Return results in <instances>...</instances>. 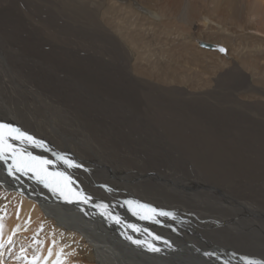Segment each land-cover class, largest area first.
I'll return each instance as SVG.
<instances>
[{
  "label": "bare ground",
  "instance_id": "6f19581e",
  "mask_svg": "<svg viewBox=\"0 0 264 264\" xmlns=\"http://www.w3.org/2000/svg\"><path fill=\"white\" fill-rule=\"evenodd\" d=\"M0 1H5L11 6V8H14H4V10L7 9L5 10L6 15H3V12L0 14V26L5 29L4 32L6 34V42L11 45L14 42L10 41L9 38L13 35V33L16 32V30H24L27 35L22 38L23 51L41 52L43 53V58H46L45 55L51 52L47 51L45 53L44 51H41L42 49L39 50L38 47H36L37 45H35V40L32 39L34 35L33 32L34 30H41L42 35L47 36V39H51L54 42L57 41L55 40L57 37L55 36L56 32L53 31L52 34L47 33L50 24L48 26L46 23L48 21L46 20H21V16H18V7H24L25 5L28 7L34 4L37 5L38 1H43L49 20H73L74 18L70 13L67 14L63 11L66 10L65 6H72L77 9L78 12L86 14L90 19L94 16V10L92 11L90 8L93 0ZM157 1L158 0H108L104 10L100 13L101 19L113 21V28L114 31H116L114 33L118 37L117 43L130 45V48L133 50L136 48L135 51L138 54L133 51L135 59L137 58L138 61H141L140 58L142 59L145 55L150 59L155 57V66H153L151 62L150 63L151 69L155 72L157 77H160L159 73L162 70H172L175 72L182 65L200 66L201 74H215L214 82L221 88L228 90L235 87L236 89H248V92H251L248 96H251L250 98L252 100H250L248 106H246V103L236 102L237 106L241 108V110H244V112L249 110L258 114H264V4L262 5V0H210L212 3L211 5L206 3L205 0H193V3L190 1V3L187 2V5L184 4V0L158 1L159 4L163 2V4H161L162 6L166 5L169 10L173 11V15L171 14L174 18L173 20H179L181 15L184 14L183 16L185 17L182 18L203 21L204 26L206 27V30L209 31L208 33H210V35H208V38L205 39L199 38L200 40L198 42L196 41L198 43V47L205 52L226 56L221 57V62L215 64H209L207 62V64H204L205 61L200 54V51L202 50L193 47L192 45L194 41L188 36L182 34L181 38L184 37L182 39L178 37L175 38L176 35L169 38L168 36H173V31H167V29H164L163 31L161 30L163 34H166L165 40L160 38L158 34L151 35L150 32L153 31L152 25L154 23L151 24L150 22H153L154 20H164L162 19L163 13L156 8ZM97 7H99V5ZM25 8L26 7H24V9ZM93 9H95V7ZM210 13H215L214 16L216 17L219 16L220 21H216V25L210 24L212 20H215L210 17ZM245 15H247L248 18L249 16H256L255 19L253 18L256 22H253L252 24H243V17H245ZM135 20H148L150 22L144 23L141 21V23H137ZM249 22L252 21L250 20ZM233 24L243 31L246 29H252L260 34L257 33L259 36L255 35L252 36L253 38L251 37L253 40L255 37L256 41H248V38L243 34L237 36L235 31L230 30L231 28H229V26ZM138 25L144 29L143 33L133 30V26ZM215 33L218 35V39L217 37L214 39ZM15 36L17 37V34H15ZM169 41L172 45L169 49V53H167L165 49L169 45ZM153 44L155 45L154 49L157 51L154 55L150 53L153 52V50L150 51ZM2 47H0V89L8 93V98L9 95L12 97L11 104L14 103L15 107L13 112L18 113V115H16L17 119H22V124L20 125H22L23 128L28 125L33 127L35 126L39 128V130L44 129L42 132L49 131V133L57 135V141H54L51 149L58 152L61 150V153L67 154L78 164L82 165L79 168L66 169L63 164H60L59 170H65L69 174H71L70 172L74 173V170H77L81 174H84V177L88 182H97V184H100L99 180L103 182L106 180L107 182L105 183H109L110 180H108V178L111 177L112 174H116V171L111 165H109L108 161L104 158L105 156L103 159L100 158L98 152L94 149V154L88 151L85 153V159H83V154L78 148L74 147V145H76V143H74L75 140H72V137L68 138L64 128L56 122V117L54 118L52 116L53 114L51 115V112L46 107V103L45 106L44 98L41 97L40 94H38L40 96L36 98L35 95H33L38 88V85L36 84L38 79L40 80L41 85H44L46 80L48 83L52 82L56 86L58 84L49 78L48 75L46 76L41 68H36V66H38V59L37 61L33 60V63H30L29 58V63H27V60L24 61V68L15 69L17 65L16 58L18 56V51L12 49L10 52H6L2 49ZM221 48H223L224 51H220ZM69 73L71 74V71ZM133 75L135 76L136 74ZM138 75L141 76L142 72L139 71ZM83 79L84 77L82 78V81ZM65 81H67V79ZM65 81L60 80V84L57 87H53L59 88V91L63 92L68 87ZM175 81L184 82L185 80L178 77ZM192 81L193 78L191 77L190 83ZM204 83L207 84L208 82L205 81ZM199 85L201 86L200 83L193 82L192 86L196 88ZM82 86L84 85H81V87ZM226 96L230 99L233 94L227 91ZM121 98L129 99L128 93L121 94ZM193 99L196 102L195 97H193ZM37 103H40V107L36 106L31 111L27 108ZM9 110L11 109H7V111L5 110L4 112L11 115L12 113ZM107 110L110 120L106 121H108L109 127L121 132L123 135H132L133 133L140 132V128L137 127L138 125L135 124L134 121L128 125L124 124L128 121L127 114L125 113L128 112V110L123 106L114 102L110 103ZM165 113L166 117L162 112H159L155 115L156 117L150 119L148 122L149 125L151 123V126H153L149 129V131H156V133L155 131L152 132L154 133L152 134L154 136L149 139L152 154L155 151L156 135L159 133V130L155 129L157 127L161 129L164 134L172 137L176 144L184 147L190 156L198 159L204 171L214 177L218 183H225V185L228 186V189L234 190V186H232V184L234 180L240 176L244 178L247 183L251 182L254 184L255 181H259L262 185L264 184V168L260 165L261 162L264 161L260 158L264 155L257 154L258 151L256 152L257 159L252 161L248 160V158L244 155L238 154L235 156L238 147L236 148L234 144L235 148L233 152L229 151V145H223L217 147V149L214 148L216 150L215 152L207 153L209 158L205 153L202 154L197 152L198 144L201 145L203 142L207 143L214 141V139H209V136L214 131L209 130V127H212V124H208V121L216 120L219 126L230 133L234 131L239 135L241 133L253 135L262 142L261 145H264V121L261 122L262 125L259 123L261 119L255 120V122L249 121L251 126H256L254 131H249L239 129L238 124L241 121L230 117L231 109L229 108L225 110V115L227 117L225 122L221 121V114H214L210 108H203L201 113L199 108L198 111L192 109L187 119L184 118L183 115L180 117L175 110H167ZM35 114H39L40 117L38 118ZM242 114L247 115L245 113ZM120 117L122 118L121 121L119 119ZM8 122L13 125L16 124L14 118L13 122L5 119V123ZM40 123H42V125ZM117 124H121V127ZM35 133L38 134V136H41V131H37ZM188 134H193L195 136L200 135L201 137L196 139L193 138L192 141L187 142L186 135ZM231 142L232 141H230V143ZM217 143L220 144L219 142ZM37 151L38 155H40L41 151L38 149ZM230 154H233L234 157ZM44 156H47L50 159H55L52 156L51 151ZM93 156L98 157V159L93 160ZM224 158L232 159L235 167L232 168L226 165L223 166L221 161ZM118 176L115 177L119 180ZM153 177V180L146 182L147 187L146 189L143 188L145 191H149L152 189L151 187H155L154 189L158 190L157 187L163 183L156 184L154 181L161 178L159 176ZM166 182L174 184L173 180H166ZM105 183L103 187L104 190L101 191L102 193L106 190L105 187L108 185ZM120 184L121 186L124 185V181ZM112 185L109 183L108 186L110 187ZM186 185L178 184V186H176L178 188L183 187L184 189H188L189 187ZM82 186L83 185L80 186L78 184L77 186L75 184L72 185L75 190H82L92 199L88 203H82L78 200H73L69 203L60 198L58 194H54L47 188H44L42 184L36 182L34 179H30L29 176L20 174L9 176L4 165L0 163V193L7 194L8 196L14 198V201L7 207L6 213H3L0 216V253L2 252L3 254V251L6 252L7 248H9V251H7L6 254L9 252L8 255H11L13 262L20 264H33L35 258V264H53V261L57 259L56 253L60 251L62 264H79L69 257V254L72 252L70 243L68 245H63L61 239L56 242L57 239L49 240L44 238L49 235V231L47 229H45V235H42V225L47 221L51 223V225L55 224L58 227L64 228V230H68L69 239L67 238V240L79 238L86 241L88 244L86 246V252L90 259L93 260V263L91 264H226V262L227 264H245L242 257H248L264 264V248L255 249L247 245H240L243 241L244 243H252L254 240L260 239L264 241L263 224H261L259 228L255 227L250 229L248 227L250 226L249 224H252L251 222L242 228L243 226L240 227V225L236 222L218 220L212 225V230L217 233L213 236L211 232L205 233L201 229H196V227H193L191 230H175L170 228L168 225H160L159 223H153L150 220H148V222H145L144 220L141 222L142 220L139 219V224L136 225L138 231H133L127 227L128 223H133L132 221H126L125 218H121L122 223L118 224L112 221L108 216L101 215V209L95 207L98 202L94 198V195L87 193ZM141 186H143V184H141ZM203 187L204 186L201 188ZM171 188L173 187L166 188L167 190L165 194L175 197L178 191L174 188V190L171 191ZM109 196L112 197V195ZM224 196L222 197L219 195L220 199L223 198V203L219 202L220 205L217 204L218 211L222 213L226 211L228 214H233L237 207H242L249 212V216L257 215L258 222H264V214L254 213L252 206L247 203H239V201L233 203L232 201L227 200L228 197ZM108 201L112 204L113 198L111 200L109 198ZM124 201L125 199H120L117 201V204L126 208ZM117 211L124 213V211L119 208H117ZM112 214L116 215V212L113 210ZM251 220L252 219L247 218L244 221L249 222ZM232 223H234L237 227L229 225ZM48 229L51 232L50 226ZM145 229H147V232L144 231ZM61 232L62 230H60V234H62ZM149 232L153 235L160 236L161 239H153L152 236L148 235ZM138 233H140V235ZM203 233H205L206 237L203 236ZM254 233L257 235H254ZM128 237H131L132 239H128ZM208 237H210V240ZM21 238H23V240ZM204 238H206L207 241H205ZM133 240L150 242L158 248L159 251H151L144 244L133 243ZM53 241H55V243H53ZM179 242H182L183 247L176 245ZM20 248L21 250H26L28 254H26V256L25 254H22L24 251L22 252ZM49 248L52 249L51 256H49ZM87 249H90V251ZM205 253H209V255H205ZM13 262L11 264H15Z\"/></svg>",
  "mask_w": 264,
  "mask_h": 264
},
{
  "label": "rangeland",
  "instance_id": "374dc122",
  "mask_svg": "<svg viewBox=\"0 0 264 264\" xmlns=\"http://www.w3.org/2000/svg\"><path fill=\"white\" fill-rule=\"evenodd\" d=\"M6 1L8 2L9 0ZM107 1L108 0L92 1L93 3L90 5V8L92 9V11L94 10L93 14L95 16V18L93 16L92 19H90L86 14L78 12L77 9L73 8L72 6H65L66 10L63 11L67 14L70 13L74 18H72L73 20H49L46 14V9L43 5V1H38L37 5L34 4L28 7L27 5L24 6L22 4L24 7H26L25 9L24 7H18V16H21V20H46L48 21L46 22L47 25L49 26L50 24L51 26L48 27L49 30L47 31V33L52 34L53 31L56 32V42L52 41L51 39H47V36L41 34V30H34L33 32L34 35L32 39L35 40V45H37L36 47H38L39 50L42 49L41 51H44L45 53L47 51L51 52L45 55L46 58H43V53L41 52L37 53V51H23L22 38L27 35L25 34L26 32L24 30H16V32L13 33L9 40L13 41L14 43L10 45L6 42V34L4 32L5 29L0 26V47L3 46L2 49L6 52H10L12 49L18 51V56L16 58L17 65L15 69L24 68V61L27 60V63H29V58L30 63H33V60L37 61L38 59V66H36V68H41L45 75H48L49 78H51L58 85L60 84V80L65 81L67 79L65 83L66 85H68V87L63 92L59 91V88L53 87H57L58 85L56 86L52 82L48 83L47 80L45 81L44 85H41V82L38 79V81L36 82L38 88L33 95H35V98L40 95L44 98V104H47V106L46 104L45 106L47 107V109H49L51 115L53 114L52 116L54 118L56 117V122L64 128L68 138L72 137V140L76 141H74V143H76L74 147L78 148L79 151L83 154V159H85L86 152L89 151L94 154L95 149L96 152H98L100 158L103 159V157L105 156L104 158L108 161L109 165H111L116 171V174H112V176L108 178V180H110L109 183L111 185L113 184L110 187L108 186L109 183H105L107 182L106 180L105 182L99 180L100 184H97V182H88L85 179L84 174H81L77 170H74V173L70 172L74 184L76 186L77 184L80 186L83 185L82 188L90 195H94V198L98 203L102 202L104 204H107L109 206L108 210L111 213L114 210L116 214H118L121 218H125L126 221L130 220L133 222L128 224L138 225L139 218L137 216H133L132 213L128 211L127 206L126 208L119 206L117 204V201L120 199L138 200L141 203L150 204L155 208L172 212L174 214V217H157L156 219L159 221L160 225H168L170 228L175 230H191L193 227H196V229H201L205 233L211 232V234L214 236V234L217 233L212 230V225L218 220L233 221L238 223L240 227L243 226L242 228H244L251 222L252 224H249L251 227H248L250 229H253L255 227L259 228L261 224L264 225V222H258L257 215L249 216V212L242 207L238 208L236 206L237 209L233 214H228L225 210L224 211L226 213H222L217 210V204H219V202L223 203V198L220 199L219 195L222 197L225 195L226 197H228V201H232L233 203H236L238 201L239 203H247L248 205L252 206V208L254 209V213L264 214V184L262 185V183H260L259 181H255L254 184H252L251 182L247 183L244 178L240 176V179V177L237 176L238 178H236L232 184V186H234V190L228 189V186H226L225 183H218V181H216L214 177L204 171L198 159L190 156L184 147L176 144L175 140L172 139V137L164 134L163 131L157 127L155 129L159 130V133H157L156 135L157 137L155 142V151L153 154L151 152L149 143L150 137L154 136L152 135L154 134L152 132L155 130H152V132L149 131V129H151L153 126H151V123L149 125L148 122L150 121V119L156 117L155 115L159 112H162L166 117L165 111L167 110H175L180 117L181 115H183V117L187 119L192 109L198 111L199 108V111L201 113V110L203 108H210L214 112V114H221V121L225 122L227 119L225 110L229 108L231 109L230 117L239 119L241 121L238 124L240 130L254 131L256 126H251L249 124V121L255 122V120L261 119V121H259V123H261L262 121H264V114H258L249 110L244 112V110H241V108H239L236 104V102H241L246 103V106H248L250 100H252L250 98L251 96H248L251 94V92H248V89H236L235 87L228 90L225 88H221L214 82L215 74H201L200 66L197 67L195 65H182L175 72L172 70H162L159 73L160 77H157L155 72L151 69V63L153 66H155V57L153 59H150L145 55L142 59L140 58L141 61H138L137 58L135 59L133 51L136 52V48L133 50L130 48V45L117 43L118 37L114 33L116 31H114L113 28V21L101 19L100 13L102 10H104ZM158 1L156 4V8L163 13L162 19L164 20H154L153 22H150L148 20L135 21H137V23H141V21H143L144 23H154L153 25L155 26L152 25L153 31L150 32L151 35L158 34L159 37L163 40L166 39V34H163L161 30L163 31L164 29H167V31H173V36H168L169 38L174 37L175 35V38H181L182 34L188 36L194 41L192 46L197 49H201L200 47H198L197 42L200 39L208 38V35H210V33H208L209 31L206 30L203 21L197 19L190 20L182 18L185 17L183 16L184 14L181 15L179 20H173V11L169 10L166 5L162 6L161 4H163V2L159 4ZM190 1L192 3L194 2L193 0H184V4L187 5V2L190 3ZM205 2L209 3V5L212 4L210 0L209 2L208 0H205ZM261 3L263 5L264 1L262 0ZM96 5H99V7H97ZM92 6H94L95 9H93L94 7ZM9 7L11 8V6L8 5L5 1H0V14L3 12V15H6L5 10L7 9L4 10V8ZM214 14L215 13H210V17L215 19L212 20L210 24L216 25V21H220V18L219 16H214ZM253 18L255 19L256 16H249L248 18V16L245 15V17H243V24H252L253 22H256ZM249 19L252 22H249ZM133 27V30H135L136 32H144V29L139 25ZM229 28H231L230 30L235 31L237 36L243 34L248 38V41H256L255 37L254 40L252 39V36L257 35L258 32L252 29H246L243 31L234 24L230 25ZM15 34H17V37L15 36ZM214 36V39H216V37L218 39V35L216 33L214 34ZM171 45L172 43L169 41V45L165 49L167 53H169ZM154 47L155 45L153 44L151 46L152 49L150 50H153V52H150L153 55L157 52ZM200 52L203 60L205 61L204 64L220 63L221 57H226L225 55H216L214 53L205 52L203 50ZM136 54L138 53L136 52ZM68 71H71V74ZM139 71L142 72L141 76L138 75ZM133 74L136 75L134 76ZM83 77L84 79L82 81ZM178 77L183 78L185 81H175V79ZM191 77L193 78V81L190 83ZM205 81H207L208 83L205 84ZM193 82H198L201 84V86L199 85L198 87L194 88L192 86ZM81 85L84 86L81 87ZM227 91L233 94L230 99H228L226 96ZM124 93H128L129 99L121 98V94ZM193 97H195L196 102L194 101ZM11 101L12 97L9 95L8 98V93L0 89V121L5 122V119H7L8 121L13 122L14 118L16 121L15 126L20 127L22 130L27 131L38 139H42L45 144L51 149L54 141H57V135H53L49 133V131L42 132L44 129L39 130V128L35 126L33 127L31 125L23 128L22 125H20L22 124V119L16 118V115H18V113L13 112L15 110V107L14 103L11 104ZM114 102L118 103L128 110V112H125L127 114L128 121L123 123L125 125H128L129 123H133L134 121V123L138 125L137 127L140 128V132L133 133L132 135H123L121 132L113 129L112 127H109L108 121H106L110 120L108 117L107 109L110 106V103ZM36 106L40 107V103L31 105L27 108L31 111ZM7 109H11L9 111L12 113V116L4 112L5 110L7 111ZM242 113H245L247 115H244ZM35 115L38 118L40 117L39 114ZM119 119L121 121L122 118L120 117ZM40 124L42 125V123ZM208 124H212V127H209V130L214 131L209 136V139H214V141L207 143L202 141L203 143L201 145L198 144L197 152H200L202 154L205 153L209 158L207 153L215 152V149H217V147L229 145V151L232 152L234 151L235 146L236 148L238 147L235 156H237L238 154L244 155L250 161L257 159V151V154L264 155V145H261L262 142L257 137L246 133H241L239 135L234 131L230 133L219 126L216 120L208 121ZM117 125L121 127V124ZM37 131H41V136H38V134L35 133ZM186 137L188 139H186V141L190 142L193 138L196 139L200 138L201 136L188 134L186 135ZM230 141H232V144L230 143ZM217 142H219L220 144H218ZM37 149L41 151L40 155H47V153H49V151L46 152L42 148H34L31 150L34 152V154L38 155ZM155 155L158 157H156ZM230 155L234 157L233 154ZM92 159L96 160L98 159V157L93 156ZM260 159L264 160V156ZM233 163L234 162L232 159L227 158H224L221 161V164L223 166L226 165L232 168L235 167V164ZM260 165L264 168V161L261 162ZM115 176H118L119 180ZM153 176H159L161 178L154 181L156 182V184H160L162 182L164 184H160V187H157L158 190L154 189L155 187H151L152 189H150L149 191H145L144 189H146L147 187L146 182L153 180ZM166 180H173L174 184L166 182ZM123 181L124 185L121 186L120 183ZM104 183L108 185L105 187L106 190L102 193L101 191L104 190ZM141 184H143V186H141ZM175 184L177 186L178 184H187L186 186H188L189 188H178ZM202 186L204 187L201 188ZM168 187H173L178 191L175 197L165 194L167 190L166 188ZM173 188H171V191L174 190ZM109 195H112V197ZM140 197L142 200L140 199ZM109 198L110 200L113 198L112 204H110V202L108 201ZM13 201V197L8 196L7 194L0 193V216L3 213H6L7 207ZM117 208L122 209L124 213L118 212ZM247 218L252 220L249 222H245L244 220ZM144 221L148 222V220ZM141 222H143V220ZM229 225L237 227L236 225H234V223ZM42 226V235H45V229L49 231V235L45 236L44 238L49 240L57 239L56 242L61 239L63 245H68L70 243L72 252L69 254V257L73 261L79 264L93 263V260L90 259L89 255L86 252V246L88 245L86 241L79 238L67 240V238L69 239L68 230H64V228L58 227L55 224L51 225V223L47 221ZM49 226L51 227V232L48 229ZM205 229H207L208 231ZM60 230H62V234H60ZM205 233H203L204 237H206ZM138 234L140 235V233ZM254 235L257 234L254 233ZM208 238L210 240V237ZM21 239L23 240V238ZM204 239L205 241H207L206 238ZM253 242L244 243L243 241L242 243H240V245H247L255 249L264 248V241H262V239L254 240ZM176 245L183 247L182 242H179ZM87 250L90 251V249ZM7 251H9V248H7ZM23 251L22 254H25L26 256V254H28L27 251L24 249ZM4 252L5 251H3V254L2 252L0 253V264H11L13 262L11 259V255H8L9 252L7 254L6 252ZM13 263L20 264L17 262Z\"/></svg>",
  "mask_w": 264,
  "mask_h": 264
},
{
  "label": "snow or ice",
  "instance_id": "6c2138e0",
  "mask_svg": "<svg viewBox=\"0 0 264 264\" xmlns=\"http://www.w3.org/2000/svg\"><path fill=\"white\" fill-rule=\"evenodd\" d=\"M220 51H224V49L221 48ZM34 148H42L46 152L51 151L55 159L34 154L31 150ZM0 163L4 165L9 176H15L16 174L29 176L30 179H34L36 182L42 184L44 188H47L54 194H58L60 198L69 203L73 200L88 203L92 199L82 190L77 191L72 187L74 181L67 171L59 170L60 164H63L66 169L79 168L82 165L78 164L67 154L50 149L42 139L36 138L18 126L2 121H0ZM124 205L127 206L128 211L133 216H137L141 220L159 223L156 219L157 217H174L172 212L155 208L150 204L141 203L138 200H125ZM95 207L101 209V215L108 216L115 223H122L121 217L118 214L113 215L108 210L109 206L107 204L101 202L97 203ZM127 227L133 231H138L135 224H128ZM144 231L147 232V229ZM148 235L152 236L155 240L161 239L160 236L153 235L150 232ZM128 239L132 238L128 237ZM133 243L144 244L151 251H159L158 248L147 241L133 240ZM48 252L49 256H51L52 249L49 248ZM205 255H209V253H205ZM60 256L61 252L58 251L56 253L57 259L53 261V264H62ZM242 259L245 261V264H261V262L248 257H242ZM33 264H35V258Z\"/></svg>",
  "mask_w": 264,
  "mask_h": 264
}]
</instances>
